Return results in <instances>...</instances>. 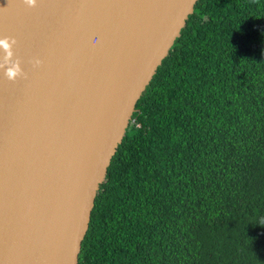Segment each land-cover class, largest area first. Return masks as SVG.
Returning a JSON list of instances; mask_svg holds the SVG:
<instances>
[{
	"label": "trees",
	"instance_id": "16d2710c",
	"mask_svg": "<svg viewBox=\"0 0 264 264\" xmlns=\"http://www.w3.org/2000/svg\"><path fill=\"white\" fill-rule=\"evenodd\" d=\"M133 105L76 264H264V0H196Z\"/></svg>",
	"mask_w": 264,
	"mask_h": 264
},
{
	"label": "water",
	"instance_id": "95a60500",
	"mask_svg": "<svg viewBox=\"0 0 264 264\" xmlns=\"http://www.w3.org/2000/svg\"><path fill=\"white\" fill-rule=\"evenodd\" d=\"M195 1L0 0L26 77L0 70V264H76L133 105Z\"/></svg>",
	"mask_w": 264,
	"mask_h": 264
},
{
	"label": "clouds",
	"instance_id": "9594fccd",
	"mask_svg": "<svg viewBox=\"0 0 264 264\" xmlns=\"http://www.w3.org/2000/svg\"><path fill=\"white\" fill-rule=\"evenodd\" d=\"M23 4L28 7H34L36 0H22ZM17 41L11 37L0 38V70H3L4 77L9 82H15L18 78H26L21 68L19 58L14 59V47ZM41 61L35 60L34 67H39Z\"/></svg>",
	"mask_w": 264,
	"mask_h": 264
}]
</instances>
